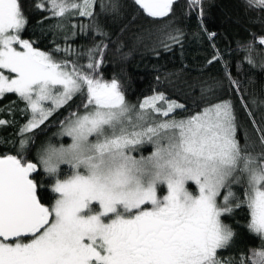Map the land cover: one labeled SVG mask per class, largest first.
<instances>
[{
  "label": "snow or ice",
  "instance_id": "1",
  "mask_svg": "<svg viewBox=\"0 0 264 264\" xmlns=\"http://www.w3.org/2000/svg\"><path fill=\"white\" fill-rule=\"evenodd\" d=\"M176 2L133 0L154 19L169 18ZM243 4L264 12V0ZM46 6L61 20L90 18L80 31L91 28L108 39L95 20L97 0H41L36 5ZM188 8L197 9L201 31L212 40L216 33L203 26L204 0H188ZM120 9V0H101V13L118 16ZM26 24L20 0H0V97L18 94L30 112L18 153L0 155V264H225L218 250L227 248L236 233L221 218L242 207L250 216L249 231L264 241V112L257 119L249 107L257 106L256 98L245 99L242 82L226 63L228 88L239 94L251 124L243 143L235 104L215 95L220 82L201 87L191 105L163 92L131 104L121 80L105 79L100 71L108 43L101 40L84 52L57 47L55 52L75 58L57 60L21 39ZM250 35L246 43L237 42L235 52L243 53L241 63L264 69V52H257V46L264 49V35ZM183 37L181 29L164 25L159 33L136 39L153 44V51H171L183 47ZM212 47L209 65L224 59ZM82 57L86 63L79 62ZM74 98L80 104L60 121L57 134L71 142L47 143L37 152L38 164L26 159L33 136L25 134L40 129ZM178 110L187 115L177 118ZM7 123L0 119V125ZM146 145L152 150L143 155ZM62 166L69 170L63 179ZM42 175L54 178L50 207L39 195L36 177ZM161 186L166 195L158 194ZM233 186H240L242 195ZM250 253L234 264H264V243Z\"/></svg>",
  "mask_w": 264,
  "mask_h": 264
},
{
  "label": "trees",
  "instance_id": "2",
  "mask_svg": "<svg viewBox=\"0 0 264 264\" xmlns=\"http://www.w3.org/2000/svg\"><path fill=\"white\" fill-rule=\"evenodd\" d=\"M40 2L41 0H20L27 18V24L20 33L21 39L32 41L34 47L52 53L57 60L75 59L66 57L62 52H55L57 47L62 49L70 46L76 51L84 52L104 40L109 47L105 51V63L100 71L105 79L110 80L116 76L121 80L126 98L131 104H138L154 92H163L171 100L191 105L192 101L200 96L201 87L220 82L221 86L214 89L215 95L221 99H231L235 104L243 125L238 133L243 143V132L246 129L251 133V124L240 108L239 94L228 88L226 63L227 71L242 82L246 90L245 99L250 101L252 97L256 98L257 106L249 103V107L253 109L257 119L264 112V106L259 105V101L264 100V69L252 67L247 62L241 63L243 53L235 52L237 42L246 43L251 40V33L264 35V12L247 9L243 0H204L203 26L209 33H216L212 40L201 31V18L197 9L189 10L188 0H177L173 5L174 14L162 19L148 17L133 0H120L121 9L118 16L101 13V0H97L95 20L108 33V39L96 35L91 28L80 31V25L91 24L90 18L76 15L61 20L52 17L47 6L45 9L37 8L36 5ZM103 2L107 3V0ZM57 24L61 27H55ZM164 25L183 31L182 48L173 46L171 51H164L157 47L156 51H153V44L147 41L141 44L137 41L138 35L147 32L159 33ZM213 44L224 59L209 65L206 62L214 55ZM257 52H264V49L257 46ZM79 62L86 63V57H82ZM5 75H10L7 70ZM79 104L80 100L74 98V102L57 109L40 129L25 134L33 136L29 149L24 153L26 159L38 164L37 152L44 145L69 143L68 138L61 141L56 135L60 131V121L65 120L70 112L76 111ZM25 108L26 103L18 94L6 93L0 97V119L9 121L0 125V155L18 153L21 129L30 119V112H26ZM184 115L187 113L178 110L177 118ZM146 147L147 149H141L143 155L150 154L152 150L151 146ZM40 171L42 172V169ZM66 174L68 169L62 166L60 178H65ZM36 179L41 185V201L50 207L56 195L51 191L54 178L42 175ZM189 190L193 193L197 191L195 185H189ZM233 190L237 195H242L240 186H233ZM221 219L236 233L227 248L218 250L217 255L225 264L228 261L234 264L241 254L250 256V250L259 249L264 243L259 236L249 231L247 225L250 216L246 208L236 209L233 214L224 215Z\"/></svg>",
  "mask_w": 264,
  "mask_h": 264
},
{
  "label": "rangeland",
  "instance_id": "3",
  "mask_svg": "<svg viewBox=\"0 0 264 264\" xmlns=\"http://www.w3.org/2000/svg\"><path fill=\"white\" fill-rule=\"evenodd\" d=\"M60 132V131H59ZM58 132V133H59ZM57 136V138L58 139H60L61 141H64V138H67V137H61V136H59V135H56ZM69 140H70V138H68ZM71 142V140L69 141V143ZM146 146H150V145H146ZM146 146H144V148H142V149H147V147ZM69 171V170H68ZM66 172V171H65ZM196 187V186H195ZM197 189V188H196ZM158 194L159 195H166L167 194V192H166V187L165 186H161V189L160 190H158Z\"/></svg>",
  "mask_w": 264,
  "mask_h": 264
}]
</instances>
